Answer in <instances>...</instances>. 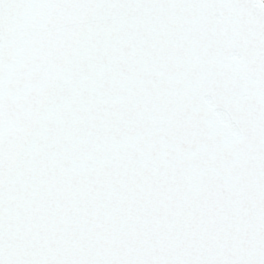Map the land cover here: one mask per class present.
I'll use <instances>...</instances> for the list:
<instances>
[{
	"label": "snow or ice",
	"instance_id": "snow-or-ice-1",
	"mask_svg": "<svg viewBox=\"0 0 264 264\" xmlns=\"http://www.w3.org/2000/svg\"><path fill=\"white\" fill-rule=\"evenodd\" d=\"M0 264H264V0H0Z\"/></svg>",
	"mask_w": 264,
	"mask_h": 264
}]
</instances>
